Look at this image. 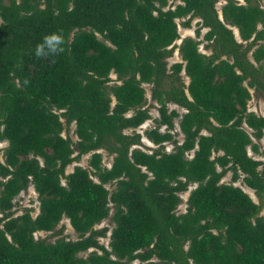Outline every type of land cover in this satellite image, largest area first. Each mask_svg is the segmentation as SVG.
<instances>
[{
	"label": "trees",
	"instance_id": "trees-1",
	"mask_svg": "<svg viewBox=\"0 0 264 264\" xmlns=\"http://www.w3.org/2000/svg\"><path fill=\"white\" fill-rule=\"evenodd\" d=\"M216 1L0 0V264H264V114L247 107L250 87L264 98V6L226 0L219 12ZM177 17H199L179 43ZM60 30L65 52L37 58ZM176 47L182 60L169 64ZM144 83L159 103L150 150L135 130L151 116ZM86 153L87 166L66 172ZM29 184L38 212L13 214ZM63 217L77 238L35 237ZM106 217L108 246V226L95 227Z\"/></svg>",
	"mask_w": 264,
	"mask_h": 264
},
{
	"label": "rangeland",
	"instance_id": "rangeland-1",
	"mask_svg": "<svg viewBox=\"0 0 264 264\" xmlns=\"http://www.w3.org/2000/svg\"><path fill=\"white\" fill-rule=\"evenodd\" d=\"M180 1L181 0H169L168 4H169V6H174L175 3L180 2ZM225 1L226 0H217L216 1L215 5H216L219 12L221 11L220 10L221 5ZM240 1L243 2V0H240ZM258 2L262 3L261 5L264 6V0H258ZM184 19H185V17H177L176 18V21L178 24V31L180 33V36L174 41L175 43H179L182 40V38L186 35H192L193 36L194 35V29H195V27L198 26L199 17H193L191 20L190 26H185L182 24V21ZM259 26H261V24H259ZM231 27H232L234 33L236 34V36L239 38L237 28L235 26H231ZM205 30H206L205 27H203L201 29V36L199 38H202V34ZM206 42H207V40L202 38V40L199 44V49L202 50L203 52L209 53L210 48L205 46ZM167 60H168L169 64L173 61H176V60H182L181 54H180L177 47L175 48L173 54L171 56L167 57ZM181 73H182L184 80L187 82L188 77L184 74L183 71ZM110 76H111L110 82H113L116 80L114 72H111ZM245 83H247V82L245 81ZM143 85L145 87L146 98H147L144 106L149 108V112H150L151 116L149 118H147L138 127H136L135 130L139 131L142 134L141 141H142L143 145H141V147L145 150H150L148 147H154V146H156V144L152 143V141H150L145 136L144 130L146 128L152 127L155 124L154 117L159 115V111H158L159 103L156 101V99L151 97V91H152L153 83H144ZM250 90L252 91V96L248 100V103H247L248 109L253 110L257 113L264 114V98L261 95L255 93L253 87H250ZM168 107H169V109L175 107L180 112L185 110L183 107H181V106H179L173 102H168ZM174 121H175V128L173 129L174 137L177 138L178 141H180L182 139L183 134L180 132L179 126H178L179 117H175ZM73 128H74V123H72L70 126L69 134L71 135L72 139L76 140L77 136L73 132ZM164 128H165V125H162L161 129H164ZM125 131L130 132L131 128H127V129H125ZM65 133H66V130L64 129L63 134H65ZM258 142L261 146H264V134L258 140ZM6 144H7V140L0 139V159H3V148L6 146ZM172 147H173V143L171 141H165L164 142V149L165 150L169 151L172 149ZM100 151H102V153H103V159H102L103 164L109 166L112 162L113 155L107 153V151L105 149H102V148L100 149ZM249 153L254 154L250 148H249ZM189 155H191V152ZM88 156H89V153L83 154L79 160L73 161L70 164H68L66 167V172L71 171L73 169L74 164H81L83 166H87ZM230 179H231V170H228L223 175L222 180L227 182V181H230ZM63 182H64V179H63ZM235 184L242 186L252 196V198L255 201H259L258 196L255 194L254 190L249 188L242 181L241 178H239L237 181H235ZM195 185H196V183H190L188 185V188L180 193L181 201L179 202V204L176 208L177 212L185 210V207L187 205V202H186L187 195H188L190 189L193 188ZM108 186H109V188H111L113 185L108 184ZM14 200H15V203H14V206L12 208L14 210L13 214H18V213L23 212L26 207L30 208L32 215H35L39 210V200L37 198V192L35 191L32 184H29L27 186V188L22 189L15 196ZM111 212H112V209H111ZM260 213L264 215V206L261 208ZM104 225L108 226V230H107L105 236L100 237V241L105 246H108V242L110 239L109 234H110L111 227L113 226V223L111 222L109 217H106V218L102 219L100 222L96 223L95 227H101ZM59 229H62V230L60 232L56 231ZM34 235L36 238L46 237L48 240H54L55 238H57L58 236H61V235H64L66 238H77V236H78L77 232L73 229V227L71 226L69 219L67 217H63L60 220V222L57 224L55 230H38V231H35ZM91 249H93V247H90L88 250L82 251L79 254L85 256V255H87L88 251ZM155 259H157V258H155ZM138 263H139V259H134L132 261V264H138Z\"/></svg>",
	"mask_w": 264,
	"mask_h": 264
},
{
	"label": "clouds",
	"instance_id": "clouds-1",
	"mask_svg": "<svg viewBox=\"0 0 264 264\" xmlns=\"http://www.w3.org/2000/svg\"><path fill=\"white\" fill-rule=\"evenodd\" d=\"M66 41L62 30L45 35L42 41L38 43L34 50L37 58H49L59 56L65 52Z\"/></svg>",
	"mask_w": 264,
	"mask_h": 264
},
{
	"label": "crops",
	"instance_id": "crops-1",
	"mask_svg": "<svg viewBox=\"0 0 264 264\" xmlns=\"http://www.w3.org/2000/svg\"><path fill=\"white\" fill-rule=\"evenodd\" d=\"M33 185V184H32ZM250 188V187H249ZM252 189V188H251ZM254 190V189H253ZM258 202V201H257Z\"/></svg>",
	"mask_w": 264,
	"mask_h": 264
}]
</instances>
